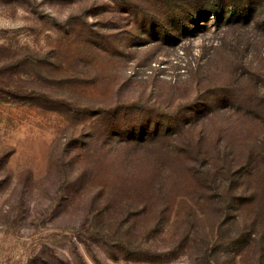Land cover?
Returning <instances> with one entry per match:
<instances>
[{"label": "rangeland", "instance_id": "obj_1", "mask_svg": "<svg viewBox=\"0 0 264 264\" xmlns=\"http://www.w3.org/2000/svg\"><path fill=\"white\" fill-rule=\"evenodd\" d=\"M0 264H264V0H0Z\"/></svg>", "mask_w": 264, "mask_h": 264}, {"label": "trees", "instance_id": "obj_2", "mask_svg": "<svg viewBox=\"0 0 264 264\" xmlns=\"http://www.w3.org/2000/svg\"><path fill=\"white\" fill-rule=\"evenodd\" d=\"M224 93H226V95H229V93H228V91L226 89H224Z\"/></svg>", "mask_w": 264, "mask_h": 264}]
</instances>
